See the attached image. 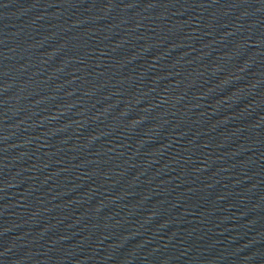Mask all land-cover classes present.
I'll return each instance as SVG.
<instances>
[{"label":"water","instance_id":"1","mask_svg":"<svg viewBox=\"0 0 264 264\" xmlns=\"http://www.w3.org/2000/svg\"><path fill=\"white\" fill-rule=\"evenodd\" d=\"M0 264H264V0H0Z\"/></svg>","mask_w":264,"mask_h":264}]
</instances>
